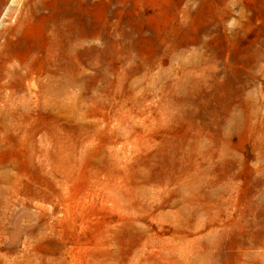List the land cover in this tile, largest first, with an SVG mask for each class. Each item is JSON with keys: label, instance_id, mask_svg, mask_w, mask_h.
I'll return each instance as SVG.
<instances>
[{"label": "rangeland", "instance_id": "1", "mask_svg": "<svg viewBox=\"0 0 264 264\" xmlns=\"http://www.w3.org/2000/svg\"><path fill=\"white\" fill-rule=\"evenodd\" d=\"M144 1L132 59L104 54L72 108L33 111L0 259L264 264V0Z\"/></svg>", "mask_w": 264, "mask_h": 264}, {"label": "bare ground", "instance_id": "2", "mask_svg": "<svg viewBox=\"0 0 264 264\" xmlns=\"http://www.w3.org/2000/svg\"><path fill=\"white\" fill-rule=\"evenodd\" d=\"M146 12L144 0H0V220L33 169V111L72 108L69 94L86 83L83 69L104 54L132 59L147 44ZM197 42L186 37L178 45ZM138 61L132 72L150 70L146 57Z\"/></svg>", "mask_w": 264, "mask_h": 264}]
</instances>
